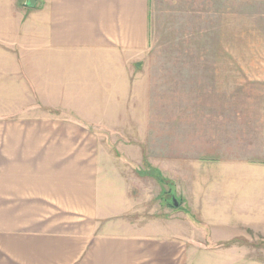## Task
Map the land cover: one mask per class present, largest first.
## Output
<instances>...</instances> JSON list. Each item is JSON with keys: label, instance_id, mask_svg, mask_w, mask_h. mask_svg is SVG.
I'll return each mask as SVG.
<instances>
[{"label": "crops", "instance_id": "1", "mask_svg": "<svg viewBox=\"0 0 264 264\" xmlns=\"http://www.w3.org/2000/svg\"><path fill=\"white\" fill-rule=\"evenodd\" d=\"M26 2L0 0V264H264V131L240 160L185 156L158 198L140 164L161 133L125 110L147 105L131 91L157 12H183L181 57L229 59L237 10L261 12L245 24L264 36V0Z\"/></svg>", "mask_w": 264, "mask_h": 264}, {"label": "rangeland", "instance_id": "2", "mask_svg": "<svg viewBox=\"0 0 264 264\" xmlns=\"http://www.w3.org/2000/svg\"><path fill=\"white\" fill-rule=\"evenodd\" d=\"M244 14L247 12L237 10L233 58L204 57L196 60L181 57L183 12L162 10L156 13L151 50L141 63V67L145 68L141 79L147 85L141 84L139 88L131 91V94L138 95V99H146L147 105L140 102L141 105L127 107L125 110L133 111L141 117H155L156 133H161L160 138L154 139L156 167H152L147 161V153L150 151L151 154L152 150L145 145L142 147L140 172H154L158 176L157 180L164 178L161 184L156 182L155 193L158 198L169 189V181L180 184V163L185 156L188 164L197 160L211 162V159L227 157L240 160L253 153V148L258 147L261 141L260 131H264L263 28L245 24H252L260 19L261 12L247 14L248 19ZM220 30L223 33L224 28ZM226 43L224 46H227ZM220 45L223 47V43ZM230 54L232 56L231 50ZM198 66L201 68L199 75L180 74V68L190 71V68ZM212 67L221 68V74L207 73ZM225 67L234 68V74H225ZM228 79L230 84L234 81V90H222L223 84H220L221 89H211V85L222 82L226 84ZM145 126L140 129L146 130L148 125ZM135 131L140 130L135 128ZM165 131L170 132L169 138H162ZM127 141L144 144L147 140L138 138ZM174 194L180 198L179 186ZM191 220L196 221L194 218ZM190 228L193 227L189 223Z\"/></svg>", "mask_w": 264, "mask_h": 264}, {"label": "water", "instance_id": "3", "mask_svg": "<svg viewBox=\"0 0 264 264\" xmlns=\"http://www.w3.org/2000/svg\"><path fill=\"white\" fill-rule=\"evenodd\" d=\"M35 1L36 0H27L26 5L31 7L35 4ZM172 203L174 206H177V201H176L175 197L172 198Z\"/></svg>", "mask_w": 264, "mask_h": 264}]
</instances>
